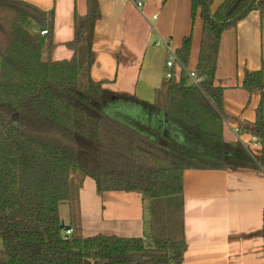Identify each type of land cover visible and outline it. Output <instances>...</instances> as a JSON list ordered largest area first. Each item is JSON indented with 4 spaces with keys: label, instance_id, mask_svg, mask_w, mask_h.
<instances>
[{
    "label": "trees",
    "instance_id": "obj_1",
    "mask_svg": "<svg viewBox=\"0 0 264 264\" xmlns=\"http://www.w3.org/2000/svg\"><path fill=\"white\" fill-rule=\"evenodd\" d=\"M191 1L193 19L203 21L201 81L191 86L182 72L151 104L91 78L97 0L75 16L69 61L51 59L53 11L0 0V264H183L184 172L264 171V147L253 153L225 141L223 88L215 85L223 33L263 12L264 0H225L214 13V0ZM35 29L48 31L45 48ZM191 47L187 36L176 51L185 68ZM242 88L261 96L250 133L263 144L264 61L246 71ZM77 173L93 179L99 195L140 194L148 233L65 238L60 206Z\"/></svg>",
    "mask_w": 264,
    "mask_h": 264
},
{
    "label": "crops",
    "instance_id": "obj_2",
    "mask_svg": "<svg viewBox=\"0 0 264 264\" xmlns=\"http://www.w3.org/2000/svg\"><path fill=\"white\" fill-rule=\"evenodd\" d=\"M16 1L33 5L45 13L54 12L51 59L71 60L74 51L68 44L75 37V16L87 15V0ZM224 1L214 0L212 13ZM97 2L101 18L95 26L91 78L115 93L155 103L158 91L168 80L163 79L155 61L145 53L151 37L145 17L150 18L148 23L152 27L154 21H158L154 14L159 11L157 31L161 34L163 30L178 49L191 31L192 1L168 0L160 8L161 0H147L142 10L130 0ZM197 19L193 27L190 70H195L198 64L203 33V21ZM46 42L47 36H41L44 48ZM263 61L264 11H255L235 29L223 33L215 76V85L223 88L224 139L228 143L247 142L253 153L264 147L259 141V145L255 144L250 133L260 95L249 94L242 85L246 71L259 70ZM175 73L180 74L176 70ZM183 181L187 244L183 264H264V171L186 170ZM72 204L73 210H78L77 215L71 203L68 207L75 215L77 226H73L70 213L62 216L61 207L60 217L73 233L79 232V237L139 238L148 233L147 204L140 194L106 192L99 195L95 181L83 178Z\"/></svg>",
    "mask_w": 264,
    "mask_h": 264
},
{
    "label": "rangeland",
    "instance_id": "obj_3",
    "mask_svg": "<svg viewBox=\"0 0 264 264\" xmlns=\"http://www.w3.org/2000/svg\"><path fill=\"white\" fill-rule=\"evenodd\" d=\"M144 1H145V3L147 2V0H144ZM153 1H156V0H153ZM164 5H166V3L164 4L163 0H161V4L159 5V7L161 8ZM154 15L157 16L158 21H154L155 24L153 23L152 27L148 23V20L150 18L148 19V18L145 17V19L147 20V24L150 27V32H151V37L149 38V46H146V49H145L146 52L145 53L148 54L147 56L149 57V59L151 58L153 61H155V63L157 64V69L161 70V75H162L163 79H165V75H166V72H167V70H166L167 55H166V51H165L164 47H162L161 44L163 42H171L172 40H171L170 37H167L165 35L163 30L162 31L160 30L161 34L157 31L158 24H160V23H158L159 22V18H160L159 11H157ZM198 17L200 18L199 14H197V16L193 19V16L191 15V31H190L188 36H192V43H193V27H194L195 21L198 20L197 19ZM152 19H153V17H152ZM155 25H156V27H155ZM182 42H183V40H182ZM172 47H173V49L175 51H177L179 49V48L175 49V44H174L173 41H172ZM143 54H144V51H143ZM190 59H191V54H190ZM260 100H261V96H260ZM259 104H260V102H259ZM259 104H258V106H259ZM258 106H257V108H258ZM257 108H256V111H257ZM232 144H235V143H232ZM83 178L84 177H83V175L81 173H77V174H75L73 176V178H72V187H71V199H70L69 202L64 203V204H62L60 206L61 207V213H62L63 217H67L69 215V213H70V217L71 216L73 217V224H74L73 226L74 227L77 226L76 225L77 223H76V221L74 223L75 215H72V214L74 213V214L77 215L78 210H76V211L73 210L74 205L72 203L77 198V191H78V189H79V187H80V185H81V183L83 181ZM70 203H71V206H72L73 213H72V211H70V208L68 207V206H70ZM74 204H75V202H74ZM148 231L149 230H147V232ZM78 233L75 232L74 235L79 236Z\"/></svg>",
    "mask_w": 264,
    "mask_h": 264
},
{
    "label": "built area",
    "instance_id": "obj_4",
    "mask_svg": "<svg viewBox=\"0 0 264 264\" xmlns=\"http://www.w3.org/2000/svg\"><path fill=\"white\" fill-rule=\"evenodd\" d=\"M135 7L138 10H142L144 8V0H130ZM157 17L155 16L154 19H156ZM40 35L41 36H47L48 35V31L47 30H41L40 31ZM162 47H164L165 51H166V55H167V61H166V75L165 78L166 80H176L179 81L180 80V76L182 72H185L188 76V82L191 86L194 87H198L199 83L201 81V79L199 77L196 76V72L195 70H190L189 68H185L184 65L182 64V62L180 61V59L177 56L176 51L172 48L171 46V42H163L161 44ZM176 71H179L180 74L176 75L175 73ZM253 141L255 144H258V139L254 136L253 137ZM247 149H249L251 152V148L250 145H248L247 142H241ZM73 234L72 230L66 231L65 232V238L70 237Z\"/></svg>",
    "mask_w": 264,
    "mask_h": 264
},
{
    "label": "water",
    "instance_id": "obj_5",
    "mask_svg": "<svg viewBox=\"0 0 264 264\" xmlns=\"http://www.w3.org/2000/svg\"><path fill=\"white\" fill-rule=\"evenodd\" d=\"M61 229L65 230V231L71 230V228L69 226H66L63 222L61 224Z\"/></svg>",
    "mask_w": 264,
    "mask_h": 264
}]
</instances>
